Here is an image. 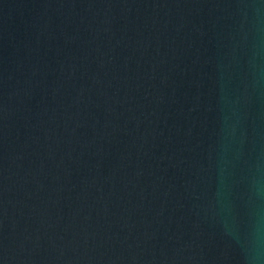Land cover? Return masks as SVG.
<instances>
[{"label": "water", "instance_id": "water-1", "mask_svg": "<svg viewBox=\"0 0 264 264\" xmlns=\"http://www.w3.org/2000/svg\"><path fill=\"white\" fill-rule=\"evenodd\" d=\"M0 264H264V0H0Z\"/></svg>", "mask_w": 264, "mask_h": 264}]
</instances>
